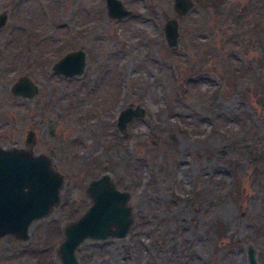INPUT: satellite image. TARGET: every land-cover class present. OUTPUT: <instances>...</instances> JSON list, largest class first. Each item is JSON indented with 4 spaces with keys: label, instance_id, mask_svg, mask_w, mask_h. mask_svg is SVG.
<instances>
[{
    "label": "rangeland",
    "instance_id": "1",
    "mask_svg": "<svg viewBox=\"0 0 264 264\" xmlns=\"http://www.w3.org/2000/svg\"><path fill=\"white\" fill-rule=\"evenodd\" d=\"M121 1L132 13L116 19L105 0H0V144L25 146L34 130V152L64 178L59 203L30 224L28 239L0 237V264H62L63 227L88 208V183L105 172L130 193L134 222L123 238L83 240L77 264H247L249 243L264 264V93L252 83L264 86L263 50L238 46L231 63L246 71L225 79L224 60L197 45L211 31L194 29L196 0L183 16L173 0ZM171 17L176 48L164 36ZM79 48L81 74L53 70ZM22 75L38 86L31 98L11 93ZM128 104L145 114L121 131Z\"/></svg>",
    "mask_w": 264,
    "mask_h": 264
},
{
    "label": "water",
    "instance_id": "2",
    "mask_svg": "<svg viewBox=\"0 0 264 264\" xmlns=\"http://www.w3.org/2000/svg\"><path fill=\"white\" fill-rule=\"evenodd\" d=\"M108 15L121 19L131 13L121 0H106ZM177 16L187 14L195 0H173ZM7 12H0V28L7 22ZM164 36L170 47L178 46L179 21L171 17L164 22ZM85 52L77 49L66 53L53 69L65 76L79 75L85 66ZM13 95L31 98L38 86L26 76H20L10 87ZM145 114L140 104H128L117 117L119 130L125 131L127 123L136 116ZM36 139L33 130H27L25 146L5 147L0 144V237L29 238L30 224L47 216L60 200L64 182L44 152L35 153ZM91 199L88 208L75 220L63 227V240L58 253L62 264H77L76 248L85 239L105 240L109 237L123 238L134 222L133 209L128 200L130 193L116 187L109 173L92 178L87 186ZM247 264H260L256 247L249 243L246 248Z\"/></svg>",
    "mask_w": 264,
    "mask_h": 264
},
{
    "label": "trees",
    "instance_id": "3",
    "mask_svg": "<svg viewBox=\"0 0 264 264\" xmlns=\"http://www.w3.org/2000/svg\"><path fill=\"white\" fill-rule=\"evenodd\" d=\"M201 8V27H195V30L204 31L206 29L211 31L209 41L202 42L199 47H206L207 50L215 55V57L222 58L223 63L222 75L226 79L232 77H240L241 73H245L246 66L238 68L233 63V52L241 45L245 48L249 43H254L260 46L263 50L262 55L258 56L256 63L258 66L263 65L264 60V0H251L250 6L247 5H225L224 0H196ZM197 18V16H196ZM212 23L210 28L209 24ZM222 36L223 42L216 43L212 40V36ZM196 45V44H195ZM240 49V48H238ZM237 49V50H238ZM244 75V74H243ZM227 82V81H226ZM254 83L256 90L264 93V86L258 78ZM252 85V84H251ZM232 164V160H231ZM216 232L219 238L226 234V226L222 224L219 219L215 220Z\"/></svg>",
    "mask_w": 264,
    "mask_h": 264
},
{
    "label": "flooded vegetation",
    "instance_id": "4",
    "mask_svg": "<svg viewBox=\"0 0 264 264\" xmlns=\"http://www.w3.org/2000/svg\"><path fill=\"white\" fill-rule=\"evenodd\" d=\"M105 1H106V0H105ZM123 5H124V4H123ZM1 12H3V11H1ZM107 13H108V11H107ZM131 13H132V12H131ZM131 13H130V14H131ZM130 14H129V15H130ZM7 15H8V13H7ZM127 16H128V15H127ZM116 19H117V18H116ZM1 28H2V27H1ZM79 49H80V48H79ZM75 50H77V49H75ZM82 50H83V49H82ZM71 51H73V50H71ZM83 51H84V50H83ZM69 52H70V51H69ZM84 52H85V51H84ZM66 53H68V52H66ZM66 53H65V54H66ZM65 54H64V55H65ZM64 55H62V56H64ZM62 56H61V57H62ZM61 57H60V58H61ZM85 57H86V54H85ZM60 58H59V59H60ZM59 59H58V60H59ZM58 60H57V61H58ZM57 61H56V62H57ZM53 65H54V64H53ZM53 70H54V69H53ZM54 71H55V70H54ZM55 72H56V71H55ZM57 73H58V72H57ZM58 74H61V73H58ZM61 75H63V74H61ZM63 76H65V75H63ZM73 76H74V75H73ZM65 77H72V76H65ZM33 131H34V130H33ZM34 133H35V132H34Z\"/></svg>",
    "mask_w": 264,
    "mask_h": 264
}]
</instances>
